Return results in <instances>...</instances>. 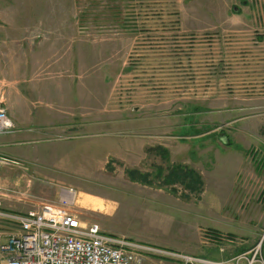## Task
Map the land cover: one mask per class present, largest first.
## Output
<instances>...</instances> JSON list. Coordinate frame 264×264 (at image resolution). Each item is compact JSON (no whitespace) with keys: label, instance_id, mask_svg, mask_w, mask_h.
<instances>
[{"label":"rangeland","instance_id":"374dc122","mask_svg":"<svg viewBox=\"0 0 264 264\" xmlns=\"http://www.w3.org/2000/svg\"><path fill=\"white\" fill-rule=\"evenodd\" d=\"M261 17L264 0H0V96L7 111H34L21 122L38 123L50 101H73L89 117L128 118L175 145L166 161L130 168L109 154L102 137L97 146L92 141V155L47 169L50 187H71L78 198L101 204L100 210L77 202L73 209L83 219L171 252H144L142 264H185L201 250L207 228L252 243L258 233L264 244ZM46 147L32 148L30 158L49 155ZM175 165L200 176V194L163 182ZM128 170L153 182L132 181ZM4 187L0 196L10 185ZM14 229L0 226L4 235ZM263 244L254 249L264 259Z\"/></svg>","mask_w":264,"mask_h":264},{"label":"crops","instance_id":"0c3cea01","mask_svg":"<svg viewBox=\"0 0 264 264\" xmlns=\"http://www.w3.org/2000/svg\"><path fill=\"white\" fill-rule=\"evenodd\" d=\"M257 74L258 72L254 73L256 80L260 78ZM73 105V101L68 102V100H63L62 103L50 101L47 103L46 113H37L38 123L34 122L35 119L32 120L34 117H31L32 121L29 119L27 122H21L28 120V114L35 115L34 111L22 115L14 111L13 107L8 109L7 113L14 122L15 129L10 133H0V159L18 163H0V181L4 186L10 185L8 190L6 189L7 191L0 196V202L5 210L24 213L37 208L43 201H56L60 188L56 185L50 187L55 183L48 176L47 169L58 168L60 170L65 167H58V163L78 161L83 156L87 157L86 155L91 154L90 147L95 144L92 141L96 140L97 146L98 138L105 137L109 154L123 160L130 168L139 167L142 162L147 165L151 159L155 163L161 160L166 161L172 156L175 145L162 144L161 139L154 136L152 132L145 131L147 129L139 131L133 123L134 120L128 118L120 120L105 116L98 120L96 117L87 115L89 111L84 109V105L80 107ZM121 130L125 133L120 134ZM193 137L190 135L189 138ZM41 143L47 144L45 150L49 155L36 156L33 160L30 158L33 152L30 150L33 148L35 153H38L37 146ZM82 146L85 148L83 149ZM136 159L138 164L134 163ZM34 163H38L45 173L34 167ZM30 165L33 168L32 171ZM257 166H260L259 161ZM147 179L153 182L152 178ZM59 182L62 181H56V183ZM192 193L200 194V191L190 192ZM188 197L189 194L182 198ZM257 198L261 200L263 194L260 193ZM263 227L262 222L261 231ZM233 236L222 237L218 240L204 236V240L201 241V250L192 252L188 256L206 261L214 260L223 264L224 262L227 264H249L250 262V264H264L262 253L258 257L254 249L263 244L258 233L254 235L253 243L250 242L252 240L250 237H245L246 235H241L243 237L239 240L234 239Z\"/></svg>","mask_w":264,"mask_h":264},{"label":"built area","instance_id":"2783aa9c","mask_svg":"<svg viewBox=\"0 0 264 264\" xmlns=\"http://www.w3.org/2000/svg\"><path fill=\"white\" fill-rule=\"evenodd\" d=\"M259 22L264 23V18ZM14 129L0 96V133ZM0 163L18 162L0 159ZM4 188L0 183V189ZM77 198L75 189L60 187L56 201H43L24 213L0 208V226H15L10 233L0 232L4 264H139L144 252L171 253L104 232L98 223L88 222L74 211ZM204 234L212 239L206 230ZM185 259V264L206 262L192 256Z\"/></svg>","mask_w":264,"mask_h":264},{"label":"trees","instance_id":"16d2710c","mask_svg":"<svg viewBox=\"0 0 264 264\" xmlns=\"http://www.w3.org/2000/svg\"><path fill=\"white\" fill-rule=\"evenodd\" d=\"M127 174L132 181H139L144 184L152 183L147 179L148 174L146 173H140L137 170H128ZM162 180L165 184H174L178 182L189 192H199L202 185L200 176L194 170L189 168L183 171L181 166L178 165L169 168V171L162 177ZM206 231L211 238H215L214 240L219 239L217 230L207 228Z\"/></svg>","mask_w":264,"mask_h":264},{"label":"bare ground","instance_id":"6f19581e","mask_svg":"<svg viewBox=\"0 0 264 264\" xmlns=\"http://www.w3.org/2000/svg\"><path fill=\"white\" fill-rule=\"evenodd\" d=\"M77 202L81 206H88L91 207L92 209H102V206L99 202H96L95 200L85 197V196H79Z\"/></svg>","mask_w":264,"mask_h":264}]
</instances>
